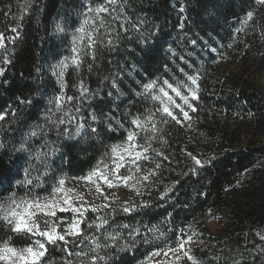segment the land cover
I'll return each instance as SVG.
<instances>
[{
	"label": "trees",
	"instance_id": "16d2710c",
	"mask_svg": "<svg viewBox=\"0 0 264 264\" xmlns=\"http://www.w3.org/2000/svg\"><path fill=\"white\" fill-rule=\"evenodd\" d=\"M257 2L0 0V34L5 37L0 47V201L24 188L29 160L42 144L58 157L59 172L72 176L91 169L111 145L123 144L133 117L156 112L158 102L144 91L154 80V93L165 87L191 117L184 120L174 105L171 110L182 123L164 117L165 123L157 113L158 131L141 132L137 139L144 144L143 137L154 136L148 141L149 159L138 162L141 172L129 186L122 184L128 198L90 205L110 207L85 214L83 244L69 238L67 245H49L42 264H88V257L77 253L91 255L92 237L103 244L117 230L124 239L115 246L107 240L109 247L97 249L105 257L98 264H157L151 254L175 246L181 229L183 241L211 246L210 251H193L203 264H264V90L243 73L253 65L264 69V13L256 14ZM98 8L108 11L97 13ZM89 16L98 28L91 48L87 33L93 25L86 26L83 40L77 31ZM73 41L82 48L77 63L68 64L58 78L55 69ZM164 80L187 96L195 111ZM61 94L73 98L69 109L57 106ZM67 114L76 119L58 124ZM32 131L37 135L31 136ZM152 169L156 174L149 181L136 182ZM125 201L137 205L135 211H121ZM106 215L104 228L89 227ZM72 216L70 210L58 211L56 219L67 223ZM215 218L223 221L211 233L205 224ZM153 226L159 229L155 234L149 231ZM137 228L139 235L128 238L127 232ZM161 232L166 240L156 238ZM31 239L0 223V241L20 247Z\"/></svg>",
	"mask_w": 264,
	"mask_h": 264
},
{
	"label": "snow or ice",
	"instance_id": "6c2138e0",
	"mask_svg": "<svg viewBox=\"0 0 264 264\" xmlns=\"http://www.w3.org/2000/svg\"><path fill=\"white\" fill-rule=\"evenodd\" d=\"M109 3H114L115 0H108ZM91 12L92 9H89ZM97 13L107 12V8H98L95 10ZM252 14L249 13V18ZM100 20L99 27H104V21L102 18L97 17ZM92 24V32L87 33L88 35V45L87 47H94L96 40L93 38V34L98 31V28L95 26V21L89 16L81 24L80 28L77 30L81 35L78 39L83 40L84 34L86 33V26ZM11 31L16 32L15 28ZM5 37L3 34H0V47L3 46V41ZM111 43V41H109ZM73 52H76V47L73 48ZM147 55V53H146ZM73 63H77V60L73 58ZM67 67L64 61H61L57 65V75L63 76L64 69ZM3 72V69L0 68V73ZM188 79L193 85L197 84V80L194 76H189ZM163 85L167 86V89L175 93L176 97H179L183 100L184 105H186L191 111H195V108L188 102L187 96H182L178 88H175L173 84L169 83L168 80H164ZM157 82L154 80L148 84L144 85L145 93L152 99L158 102L156 112H149L146 116L141 118L140 115L133 117L130 121L132 128L127 130L126 138L123 144H113L110 146V151L106 153V157L110 159V163L101 162L96 167H94L86 176L80 177L86 182H93V177H95V188L97 193L103 196V189L101 188V183L106 184L109 189L113 187L120 186H129V182L133 179H136V174L141 172L139 165L140 160H148L147 155L150 145L148 141L153 139L154 136L143 137L145 140L144 144L137 143V139L140 137L141 132L146 133H155L158 131L157 125L155 124L156 114L159 113L163 122L167 123L168 121L164 117L171 118V120L176 123H182L181 119L171 110L174 105L175 108L179 109L184 120H189V112L184 110L180 104H174L173 97L169 95V91L165 87L159 88V94L154 93V88L156 87ZM187 87V85H185ZM84 92L81 95H84ZM193 99H197L196 91L189 89ZM167 98V99H165ZM68 100H72V97H67ZM61 97H56L57 106L59 107V102ZM79 111V109H77ZM4 117L0 115V119ZM76 119L75 116L67 114V119L60 118L58 124L71 123ZM93 119L95 117L93 116ZM150 125V127H149ZM83 127L81 124L77 128V134L80 133V129ZM65 133L68 129L65 128ZM95 131V129H93ZM31 136H36L37 132L32 131ZM21 148H24V145H21ZM197 165L201 164L199 159L193 158ZM157 168L159 165L156 166ZM127 169L128 174L124 175L121 173V169ZM155 170H149L144 173L139 179L136 180L137 183L149 181L152 176H154ZM24 183L28 186L32 185L31 180H25ZM66 181L64 179H59L57 184L58 186L53 189V194L50 197H41L34 195L31 191L26 192L23 196H17L16 193L10 194L6 200L0 201V223H3L7 226L8 230L13 234H23L25 236L31 237L29 244L23 247L22 249H17L12 246L10 240L0 241V262L3 264H42V259L46 256L48 246L55 245L58 242H62L67 245L70 241L69 238L73 240H80L84 235V230L82 224L84 223L85 214L89 211L98 212L101 207H110L109 204H104L101 206H90L85 207L84 204L79 206L72 203L71 197L66 199H57L56 193H65ZM131 187L139 194V188L136 187V184H132ZM67 191H73L68 189ZM83 199V197H77ZM105 200H108L109 197L104 196ZM147 206V205H145ZM137 205L129 206L128 202L125 201L124 205L121 206L120 210L128 213L135 211ZM71 209L73 213L72 219L65 223L63 218H60L57 221V212H67ZM115 211V209H113ZM96 221H99L97 223ZM109 216H98L96 220L89 225V227L95 226L96 229H102L104 226L108 225ZM129 225H123V229H129ZM150 232L156 233L159 229L155 226L149 229ZM181 236L176 241V247H169L167 251L163 253L164 256L168 255V252L173 254L181 253L184 256H187L188 253L185 251V244L183 241V229L180 230ZM139 235V229H132L127 232L128 238H134ZM157 239L164 238L167 239L165 233H160ZM124 239L123 234L120 231H115L113 233L107 234V240L112 241V246H115V243L118 240ZM92 240L95 241V246L90 250L91 255L83 251L77 253L80 256L88 257V264H98L99 261L104 260L105 257L98 256L96 254L97 249L109 247V243L106 242L101 244L98 237H92ZM81 244L84 243L83 240H80ZM126 246V245H125ZM69 255H72L69 250ZM152 256H160L161 252L156 251L151 254ZM179 259V255L177 256ZM71 264V262H69ZM81 264H84L82 261ZM157 264H163L162 261L157 262Z\"/></svg>",
	"mask_w": 264,
	"mask_h": 264
},
{
	"label": "rangeland",
	"instance_id": "374dc122",
	"mask_svg": "<svg viewBox=\"0 0 264 264\" xmlns=\"http://www.w3.org/2000/svg\"><path fill=\"white\" fill-rule=\"evenodd\" d=\"M260 13H264V0H258L257 2L256 14ZM76 44L77 43L73 41L71 49L69 50V52L66 53L65 57L62 60L67 66L68 64H73V58L77 60L80 50L82 49L78 46V44ZM74 47H76V52H73ZM55 70L57 75V67ZM243 73L244 76L248 77V80L253 81L255 84H257V86L264 90V69L260 68V65H253L249 71H245ZM57 77L61 78V76L58 75ZM58 97H61L59 105H61L62 108L65 109V107H67L69 109V107H71L72 100H68L67 95L63 96L61 94L58 95ZM101 162L110 163V159L106 157V154L99 157L91 169L87 170L85 173L79 176H72L68 173L63 172L61 173L59 172L58 157L53 155L48 145L42 144L36 151L35 155L32 156L29 160L30 169L29 174L27 176V180H31L32 185L28 186L25 184L24 188L18 187L17 191L13 193H16V195L19 197L23 196L26 192L31 191L34 195L37 196L50 197L53 194V189L58 186V180L64 179L66 181L64 185L65 193H56V198L66 199L71 197L73 198L72 203L77 206H79L80 204H84V206L97 204L99 201L104 199V196L118 198L122 201L126 200L128 198V192L125 191L122 184L120 186L109 189L106 184L101 183V188L103 189L102 196L96 191L95 177H93V182H86L82 179H79L80 177L88 175V173ZM68 189H72L73 191L69 192L67 191ZM77 197H83V199H79ZM6 198L4 200H6ZM69 210L71 211L70 208ZM222 221V218H215L213 220L208 221L205 224L207 230L211 233H215L220 228ZM184 244L185 251L188 253L187 256H184L181 253L173 254L171 252H168V255L164 256L163 253L169 248L165 247L159 251L161 252L160 256L153 257L154 262L157 263L159 261H162L166 264H203L199 259L195 257L193 251L197 247L210 251L211 246L208 243L194 239L186 240L184 241ZM23 247L25 246L15 248L19 250ZM175 247L176 245L172 246L171 248ZM178 255L179 259H177ZM0 264H3V262H0Z\"/></svg>",
	"mask_w": 264,
	"mask_h": 264
}]
</instances>
